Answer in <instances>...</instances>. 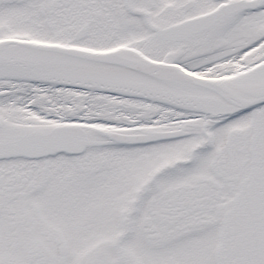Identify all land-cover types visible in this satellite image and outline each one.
Returning a JSON list of instances; mask_svg holds the SVG:
<instances>
[{
    "label": "snow or ice",
    "instance_id": "obj_1",
    "mask_svg": "<svg viewBox=\"0 0 264 264\" xmlns=\"http://www.w3.org/2000/svg\"><path fill=\"white\" fill-rule=\"evenodd\" d=\"M0 264H264V0H0Z\"/></svg>",
    "mask_w": 264,
    "mask_h": 264
}]
</instances>
